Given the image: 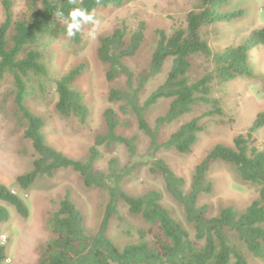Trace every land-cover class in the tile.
<instances>
[{"label": "trees", "instance_id": "16d2710c", "mask_svg": "<svg viewBox=\"0 0 264 264\" xmlns=\"http://www.w3.org/2000/svg\"><path fill=\"white\" fill-rule=\"evenodd\" d=\"M133 1L41 0L39 3L27 0L31 17L22 21L14 19L13 2L3 1L5 19L0 25V82L6 77L13 78L16 114L26 124L24 137L32 143L37 154L33 170L19 176L17 185L25 191L39 178L53 179L58 170L72 169L82 176L88 189L106 190L109 196L99 231L89 236L82 212L67 193L59 209L47 221L53 238L40 246L38 264H249L233 242L232 235L244 243L254 257L264 259V151L251 147L255 134L264 128V112L257 115L246 135L235 138L233 147L220 144L211 150L196 167L188 191H185L186 181L178 177L166 161L158 158L160 153L171 150L189 154L199 134L204 131L202 119L224 115L219 100L212 98L215 83L258 80L251 56L252 52L264 47V28L253 31L243 44L227 48L224 52L214 51L206 37L208 31H214L218 24L234 23L244 17L243 10L223 11L229 0H195L185 26L175 29L170 35L157 30L150 66L139 74L125 62L135 57L145 45V22H139L134 30L123 24L113 33L100 37L98 58L108 65L106 80L113 84L123 79L126 91L119 88L110 90L108 100L111 104L120 105L119 112L113 109L104 112L107 133L96 137L88 161L74 160L50 146L44 119L26 105L34 85L53 81L59 97L56 104L59 115L64 119L77 118L86 124L91 111L84 94L75 88L86 66L79 65L59 79L51 80L47 48L59 37L82 44L84 27L90 24L83 25L81 32L69 37L67 17L73 8H84L94 16L100 8H122ZM58 10L63 12V17L56 15ZM197 60H203L208 65L199 79L192 76ZM170 62L165 82L141 103L146 86L162 75ZM262 82L264 85V80ZM161 100H171L170 107L152 127L147 113ZM199 104L209 106L211 110L181 124L164 139L165 130L192 114ZM122 117L134 118L139 131L149 139L150 173L162 178L167 192L183 207L187 221L194 226V239L163 206L160 192L153 190L134 197L122 189V184L143 163L136 160L138 137L119 134L120 129L130 127V121L122 120ZM100 147L109 151L124 147L131 161L121 167L117 159H111L108 171H100L95 167L102 155ZM217 162L234 165L244 182L258 188L260 200L253 202L244 213L228 208L220 216L210 217V206L199 203L202 195L212 192V185L206 183V176ZM122 202L131 214L142 216L148 229L138 232L136 243L119 248L108 232L112 219L120 217ZM8 207L15 208L24 219L29 216L24 200L9 187L0 184V223L10 220ZM7 260V246L0 245V263Z\"/></svg>", "mask_w": 264, "mask_h": 264}, {"label": "rangeland", "instance_id": "374dc122", "mask_svg": "<svg viewBox=\"0 0 264 264\" xmlns=\"http://www.w3.org/2000/svg\"><path fill=\"white\" fill-rule=\"evenodd\" d=\"M3 1L0 0V25L5 19ZM11 1L16 21L28 20L31 17L27 0ZM40 1L37 0L39 3ZM194 3L195 0H135L122 8H100L94 13L95 22L84 27L82 44L77 45L66 37H59L52 42L47 48L51 80L59 79L84 64L86 69L77 80L75 88L84 94L91 114L86 124H82L77 118H62L56 110L59 97L53 81L34 85L26 105L34 114L44 119L48 144L69 158L86 162L96 137L107 133L104 112L107 109L119 112L120 105L111 104L108 95L112 88L126 91V82L123 79L113 84L107 82L108 65L98 58L101 36L113 33L123 24L134 30L139 22H145V45L135 57L125 62L132 71L139 74L150 66L155 50L156 31L163 30L170 35L175 29L185 26L187 14L193 10ZM240 10L245 12L242 19L234 23L218 24L214 31H208L206 37L214 51L224 52L227 48L239 46L253 31L264 28V0H229L223 9L226 13ZM92 30L96 33L95 39L88 36ZM251 58L258 80L248 79L213 85L212 98L219 100L224 115L202 119L204 131L199 134L192 151L184 155L171 150L158 155L178 177L186 181L185 191H188L193 183L196 167L211 150L220 144L233 147L235 138L246 135L257 115L264 112V47L252 52ZM195 63L192 76L199 79L208 65L203 60H197ZM170 68L171 62L166 65L162 75L146 86L141 95V103L165 82ZM15 96L13 78L6 77L0 82V184L9 187L24 200L29 208V216L24 219L18 215L15 208L8 207L10 220L0 223V245L7 246L8 260L0 264H38L40 246L53 238L47 221L50 215L59 209V204L67 193H70L72 202L82 212L85 231L89 236H94L99 231L109 196L106 190L88 189L82 176L72 169L58 170L53 179L39 178L28 190L19 188L17 178L33 170L37 154L32 143L24 137L27 126L17 117ZM170 103L171 100H161L149 109L147 120L152 127L157 118L167 113ZM210 110L209 106L199 104L192 114L167 128L164 139L174 133L181 124L203 116ZM122 120H129L130 127L120 129L119 134L129 138L138 137L136 160L143 162L135 174L122 184V189L134 197L153 190L160 192L163 206L194 239V226L187 221L183 207L167 192L162 178L150 173L151 159L147 152L149 139L139 131L134 118L122 117ZM251 147L264 151V128L255 134V142ZM99 151L102 155L95 167L103 172L108 171L111 159H117L121 167L131 161L130 154L124 147H117L113 151L100 147ZM206 183L212 185V192L202 195L199 203L210 206V217H218L228 208L242 214L253 202L260 200L258 188L244 182L232 164L214 163L206 176ZM143 229H148V225L142 216L131 214L122 202L120 217L112 219L108 235L119 248H124L128 244L136 243L138 232ZM232 240L249 264H264V259L254 257L236 236L232 235Z\"/></svg>", "mask_w": 264, "mask_h": 264}, {"label": "clouds", "instance_id": "9594fccd", "mask_svg": "<svg viewBox=\"0 0 264 264\" xmlns=\"http://www.w3.org/2000/svg\"><path fill=\"white\" fill-rule=\"evenodd\" d=\"M56 15L63 17L64 14L62 11L58 10ZM67 21V35L69 37H73L77 33L81 32L83 25L95 22L93 14L88 10L80 7H76L70 10ZM88 36L90 39H95V31H89Z\"/></svg>", "mask_w": 264, "mask_h": 264}]
</instances>
